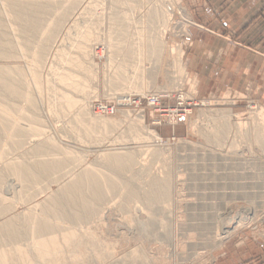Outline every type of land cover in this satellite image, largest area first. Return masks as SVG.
<instances>
[{
    "label": "rangeland",
    "instance_id": "obj_1",
    "mask_svg": "<svg viewBox=\"0 0 264 264\" xmlns=\"http://www.w3.org/2000/svg\"><path fill=\"white\" fill-rule=\"evenodd\" d=\"M45 1L51 3L49 12L45 5L34 8L36 14L45 12L41 15L47 26L22 33L4 15L0 0L7 38L29 44L28 49L5 44L0 66H17L11 74L23 79L32 68L39 81L36 86H16L21 95L0 90V108L7 116L0 121V152L6 153L0 158V173L7 160L23 158L32 164L38 159L34 153L38 143L46 145L42 151L50 148L47 152L58 157L68 151L81 161L71 160L68 173L59 180L51 171L39 169L38 181L24 184L5 172L2 195L17 199L22 190L29 192V199L15 200L12 209L0 214V222L40 201L37 211L44 210L51 193L75 200L78 196L63 187L91 166L124 181L123 192L107 193L99 215L76 225L79 241L74 252L51 264H236L257 256L264 249V145L254 141L252 130L257 122L264 123V115L258 114L264 100L250 83L240 90L198 94L195 77L184 63L192 45L190 28L195 26L186 0H77L73 11L69 0ZM65 9L68 13L60 20ZM122 13L130 35L138 34L114 42L116 62L125 58L126 73L115 84L108 38ZM55 23L53 36L46 39ZM165 24L167 42L174 50L167 56L163 49L158 54L151 50L146 41L150 30ZM88 28L96 36L80 51L76 44ZM40 43L45 50L36 61L31 51ZM56 72H71L76 83H65ZM127 87L134 90L128 92ZM150 95H160L156 104L150 103ZM112 105L111 112L104 111ZM195 112L199 115L192 117ZM18 126L24 128L20 135L11 131ZM37 126L45 132L29 130ZM114 151H129L136 163L130 170L103 163V153ZM154 179L162 183L166 197L148 203L145 193ZM128 187L138 195L126 196ZM75 208L70 206L71 211ZM4 238L5 250L26 247L25 239Z\"/></svg>",
    "mask_w": 264,
    "mask_h": 264
},
{
    "label": "bare ground",
    "instance_id": "obj_2",
    "mask_svg": "<svg viewBox=\"0 0 264 264\" xmlns=\"http://www.w3.org/2000/svg\"><path fill=\"white\" fill-rule=\"evenodd\" d=\"M68 2L69 8H71V10L73 11L74 7L77 6V0H69ZM2 4L4 5V15L9 20L11 19L16 31L19 30L22 33H26L27 31H30L32 29H36L37 31H39L40 29H44V27L47 26V24L44 23V17L41 15V13L45 12L43 10L42 12L41 10H38V13L36 14L34 8L35 5H45L43 9L46 12H49L51 10L49 4L51 3H47L45 0H2ZM68 10L65 9L60 11V20L67 15ZM182 13L186 17L188 16L187 11L184 8H182ZM125 15L126 13H122L119 19L115 20V27L112 30L114 34L111 33L108 38L109 58L110 60H112V62L115 61V63L112 64V67L116 70L117 75V78L113 82L115 84L118 83L119 78L126 75V73L122 71V62L125 61V58H123V60L119 63L116 62L115 55L117 50L114 42L117 38H128L130 36L138 34L136 31H134V33L130 35L129 31L124 25V22L126 21ZM165 15V22H168V15ZM55 26L56 23L54 27L46 31V39H50L53 36ZM8 31V29L4 28L3 21L2 19H0V55L4 56L2 48L5 44H7L8 47L10 45H12L13 47H19L21 45L24 49H28L29 44L26 40H20L18 42L16 38V40L12 41L11 43V40H9V37L7 36ZM166 33L167 30L165 24L159 29L156 28L150 30L146 38L147 44L150 45L151 50L158 54V52L160 50L162 51L163 49V51L165 52V56L174 52L172 46L167 42L168 40L166 39ZM3 36L6 39H4ZM94 36H96L94 31H92L90 28L86 29L85 33L81 34V38L77 42L76 47L80 51L84 50L86 47H88L90 41L92 40V37ZM139 36L144 38V36L141 34H139ZM156 42H158L159 44H156ZM44 50L45 47L43 43H40L38 50L35 51L33 49L31 51L32 55L34 56L33 60H40V58L37 57L42 54ZM100 52V50L97 51L98 54H100ZM181 57L182 54L178 52V61H181ZM135 67L137 68V66ZM15 70H18L17 66H0V90L9 89V91H11V93L14 95H21V93L15 88L16 86H21L23 84L33 86L38 85L39 81L36 77L37 72L32 68H28L27 77L24 79L12 75L11 73ZM56 73L59 75V79L63 80L65 83H76V81L71 78V72ZM131 75H134V72ZM129 79H131V77ZM133 90L134 89H132L131 87H127L128 92H132ZM1 94L2 93L0 92V95ZM61 96L67 97L65 93H62ZM65 101L69 102L67 98ZM258 114L264 115V109H259ZM198 115V112H195L192 117H196ZM6 118L7 116L3 115V110L0 108V121L4 122ZM257 123L258 124H256L252 130L255 137L254 141L261 145H264V123L260 121ZM29 130H39V133L37 135H41L45 132L43 129L40 130L38 126L36 128L30 127ZM11 131H14V134L18 133V135H20V133L24 132V128L22 129L18 126L16 128H11ZM16 144L18 146L19 142H16L15 145ZM44 146L46 148V145ZM44 146L40 143L35 146L36 150L34 151V153L36 156H38V159L35 160L32 164L26 162L25 160H23V158L13 159L11 161L7 160L5 167H3L5 171L3 173H0V187L3 184V176L5 175V172H7V175L8 173L16 175V177H18V179L22 181V183L24 182V184L25 182H30V180L36 181L37 179H39V176H41L39 173L41 170L39 169H43L42 171L45 170L46 173L52 172V176L54 175L55 179L59 180L68 173V170H66V168L71 164V160L81 161L80 158H75L73 155H70L71 152L68 151H66V153L63 154L62 157H58V155H56L55 153L47 152L49 150L51 151L50 148L47 151H42V149H45ZM1 147L2 143L0 142V148ZM5 154L6 153L0 152V158L4 157ZM102 161L103 163L111 162L120 168L123 167L124 169L129 170L136 163L129 151H114L109 153L105 152L103 153ZM70 179L72 180L69 181L67 185H64L63 190H67L69 195L78 196V199H59V195L57 193H51L48 197L45 198L46 204L44 210L42 208L41 211H37L39 203H41L40 201L39 203H36L32 206H25L23 212L14 214L12 219L7 218L6 220L0 222V264H51V261L57 262L64 258V254L66 252H69V254L71 252H74L73 246L74 244H76L77 240L79 241V232L77 231L76 225L82 226L81 223L85 218L96 216V214L99 215L102 198L109 192H118L122 189L123 185H125L124 181L120 180L117 176L115 177L113 174L102 172L100 169L91 166H85L83 168V172L80 175H74ZM82 181H84L85 183L83 186L81 184ZM21 192L23 191L21 190ZM21 192H19L17 199L10 200H8L9 197L7 199L2 195V192H0V214H2L4 210H8L10 208L12 209L15 205V200H17L18 202H21L22 200L23 203L26 202L25 199H27L26 197L28 196L29 192H27L28 194H23ZM121 192H123V190H121ZM136 195H138V192H136V190L132 187H128V189H126V196H133L134 198ZM165 197L166 189L164 188L162 183L157 179L150 180L149 189L145 193V200L150 203L154 199H164ZM72 204H74L76 207L74 211L70 210V206ZM77 205L80 206V208H77ZM20 220H26L27 223L23 224L18 222ZM224 227H227V225H225ZM5 234L8 235L5 238H10L11 241L25 239L26 247L21 248L19 245H17L14 247V252L5 250L3 248V245L5 244V242H3L4 237H2V235L5 236ZM107 236L108 235H106V237ZM109 239H111V237ZM119 239L121 240V237ZM122 243L126 244V240L125 243L124 241ZM122 243L120 242V244ZM133 255L134 253L130 254V256L132 257Z\"/></svg>",
    "mask_w": 264,
    "mask_h": 264
},
{
    "label": "crops",
    "instance_id": "obj_3",
    "mask_svg": "<svg viewBox=\"0 0 264 264\" xmlns=\"http://www.w3.org/2000/svg\"><path fill=\"white\" fill-rule=\"evenodd\" d=\"M186 3L195 26L184 63L195 77L198 94L240 90L250 83L264 100V0ZM236 264H264V249Z\"/></svg>",
    "mask_w": 264,
    "mask_h": 264
},
{
    "label": "built area",
    "instance_id": "obj_4",
    "mask_svg": "<svg viewBox=\"0 0 264 264\" xmlns=\"http://www.w3.org/2000/svg\"><path fill=\"white\" fill-rule=\"evenodd\" d=\"M158 96H160V95H154V96H153V95H150V97H149L150 103H151V104H156V101H157V99H158ZM118 102H121V103L123 104V101H120V100H119ZM157 103H158V102H157ZM113 108H115V105H112L111 108H107V109L102 108V109H105L104 111L107 110L106 112H111ZM102 109H101V110H102ZM179 114H180V113L178 112L177 115H179ZM182 114H183V113H182ZM188 114H189V113H188Z\"/></svg>",
    "mask_w": 264,
    "mask_h": 264
}]
</instances>
